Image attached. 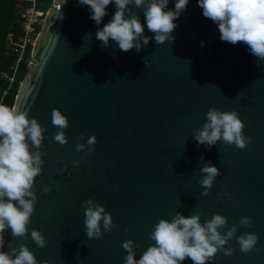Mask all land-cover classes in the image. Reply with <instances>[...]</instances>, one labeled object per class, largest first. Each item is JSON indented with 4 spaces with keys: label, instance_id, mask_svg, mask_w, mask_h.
Returning a JSON list of instances; mask_svg holds the SVG:
<instances>
[{
    "label": "water",
    "instance_id": "95a60500",
    "mask_svg": "<svg viewBox=\"0 0 264 264\" xmlns=\"http://www.w3.org/2000/svg\"><path fill=\"white\" fill-rule=\"evenodd\" d=\"M175 3L169 0L166 10H174ZM129 7L150 38L140 52L121 51L114 41L105 47L96 39L117 10L114 0L100 25L78 0H52L46 10L12 105L46 128L40 150L47 155L34 185L38 200L28 234L14 238L6 229L0 250L8 252L9 242L16 248L26 244L38 264H124L125 240L134 241L139 259L155 243L149 233L160 219L199 212L202 223L221 214L229 227L251 217L253 226H238L236 236L259 237L247 254L240 253L234 237L226 245L234 254L218 252L207 264H264V62L258 66L242 42L222 41L198 0H189L174 21V41L160 45L147 29L143 9ZM210 107L237 111L251 143L244 149L219 141L211 149L198 144L193 133ZM53 109L68 117L67 144L53 141L59 131L52 124ZM92 135L95 151L77 152L75 145ZM75 160L80 164L74 168ZM206 162L221 174L203 196L200 168ZM43 186L50 191L45 194ZM89 197L111 213L115 225L104 232L101 224L100 239H89L84 227L81 205ZM32 229L44 235V248L32 240Z\"/></svg>",
    "mask_w": 264,
    "mask_h": 264
},
{
    "label": "clouds",
    "instance_id": "9594fccd",
    "mask_svg": "<svg viewBox=\"0 0 264 264\" xmlns=\"http://www.w3.org/2000/svg\"><path fill=\"white\" fill-rule=\"evenodd\" d=\"M111 3L113 0H78L80 6H89L90 19L97 25L108 14L106 7ZM114 3L117 10L111 20L97 30L96 39L105 47L114 41L121 51L135 48L140 52L149 44L150 38L144 35V25L138 12L129 6L143 9L147 29L155 34V43L160 45L174 41V21L186 11L189 0H176L174 10H166L169 0H114ZM198 5L203 10V16L218 25L222 41L233 45L242 42L257 58L258 66L264 62V0H198ZM52 124L59 129L53 141L67 144L64 129L69 126L68 117L60 109H53ZM244 128L245 124L237 111L210 107L206 122L202 128L196 129L193 138L209 149L218 141L225 146L234 145L244 149L252 140L244 135ZM45 132L46 128L41 126L37 118L30 119L26 111L18 110L17 105L10 107L0 103V249L5 245L3 234L6 229L11 230L14 238L26 237L28 234V225L38 200L34 185L36 177L43 172L42 156L47 155V152L40 150L46 138ZM79 139L83 140L84 135L80 134ZM96 143L97 137L92 135L86 144L77 143L75 150L90 154L95 151ZM79 164V160L72 162L74 168ZM200 172L203 175L199 184L205 189L201 195L207 196L221 172L211 162L204 163ZM42 191L48 193L50 186H43ZM81 207L84 209V227L89 239L103 236L101 224L104 232L112 231L115 226L113 218L104 206L94 203V199L89 197ZM201 219L202 214L199 212L187 217L176 212L171 220L160 219L153 226L154 231L149 233L155 243L139 259L134 251V241L128 239L123 242L122 248L127 252L124 264H181L185 259H191L193 264H207L215 259L218 252L231 257L235 250L226 245L234 237L241 254L252 252L258 243L259 237L254 232L236 236L238 226H253L251 217H242L239 225L231 227L228 218L221 214H214L203 223ZM31 238L40 248L47 244L44 235L37 229L31 230ZM8 248V252L0 250V264H38L35 254L26 244L16 248L9 242Z\"/></svg>",
    "mask_w": 264,
    "mask_h": 264
},
{
    "label": "trees",
    "instance_id": "16d2710c",
    "mask_svg": "<svg viewBox=\"0 0 264 264\" xmlns=\"http://www.w3.org/2000/svg\"><path fill=\"white\" fill-rule=\"evenodd\" d=\"M52 0H35L36 8L46 11ZM18 0H0V95L5 91L1 103L12 106L18 83L26 73V60L29 58L31 48H27L23 57L18 61L15 70V56L5 50V36L8 32L19 34ZM13 76L12 84L8 83L3 76Z\"/></svg>",
    "mask_w": 264,
    "mask_h": 264
},
{
    "label": "built area",
    "instance_id": "2783aa9c",
    "mask_svg": "<svg viewBox=\"0 0 264 264\" xmlns=\"http://www.w3.org/2000/svg\"><path fill=\"white\" fill-rule=\"evenodd\" d=\"M46 11L36 8L35 0H18V21L19 34L8 32L5 36V50L15 56L16 60L12 70L14 71L18 61L23 57L27 48H31L38 29L43 21ZM30 58V54H29ZM26 60V65L29 61ZM8 83V88L12 84L13 76H3ZM5 91L1 92L0 103Z\"/></svg>",
    "mask_w": 264,
    "mask_h": 264
}]
</instances>
